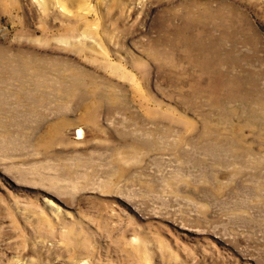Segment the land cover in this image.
Here are the masks:
<instances>
[{
    "label": "rangeland",
    "instance_id": "rangeland-1",
    "mask_svg": "<svg viewBox=\"0 0 264 264\" xmlns=\"http://www.w3.org/2000/svg\"><path fill=\"white\" fill-rule=\"evenodd\" d=\"M0 264H264V0H0Z\"/></svg>",
    "mask_w": 264,
    "mask_h": 264
},
{
    "label": "bare ground",
    "instance_id": "bare-ground-1",
    "mask_svg": "<svg viewBox=\"0 0 264 264\" xmlns=\"http://www.w3.org/2000/svg\"><path fill=\"white\" fill-rule=\"evenodd\" d=\"M81 129V128H80ZM82 133V130H78V134L80 135Z\"/></svg>",
    "mask_w": 264,
    "mask_h": 264
}]
</instances>
